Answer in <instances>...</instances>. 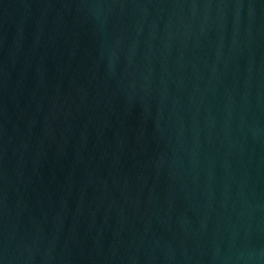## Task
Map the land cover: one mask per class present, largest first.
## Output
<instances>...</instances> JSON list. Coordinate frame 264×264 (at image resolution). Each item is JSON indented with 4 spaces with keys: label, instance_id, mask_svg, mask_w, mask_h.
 <instances>
[{
    "label": "water",
    "instance_id": "95a60500",
    "mask_svg": "<svg viewBox=\"0 0 264 264\" xmlns=\"http://www.w3.org/2000/svg\"><path fill=\"white\" fill-rule=\"evenodd\" d=\"M0 264H264V0H0Z\"/></svg>",
    "mask_w": 264,
    "mask_h": 264
}]
</instances>
